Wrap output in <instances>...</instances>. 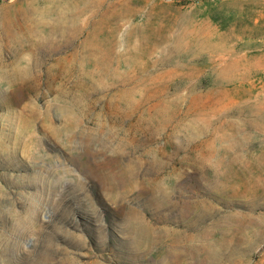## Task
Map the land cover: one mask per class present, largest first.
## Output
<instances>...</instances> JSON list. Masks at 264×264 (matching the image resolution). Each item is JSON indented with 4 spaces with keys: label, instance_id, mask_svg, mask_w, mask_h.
Instances as JSON below:
<instances>
[{
    "label": "rangeland",
    "instance_id": "374dc122",
    "mask_svg": "<svg viewBox=\"0 0 264 264\" xmlns=\"http://www.w3.org/2000/svg\"><path fill=\"white\" fill-rule=\"evenodd\" d=\"M0 264H264V0H0Z\"/></svg>",
    "mask_w": 264,
    "mask_h": 264
}]
</instances>
